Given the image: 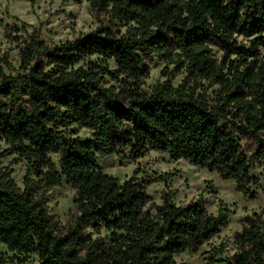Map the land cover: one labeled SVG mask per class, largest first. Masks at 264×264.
<instances>
[{
  "label": "trees",
  "instance_id": "trees-1",
  "mask_svg": "<svg viewBox=\"0 0 264 264\" xmlns=\"http://www.w3.org/2000/svg\"><path fill=\"white\" fill-rule=\"evenodd\" d=\"M87 1L94 29L47 45L23 23L17 70L7 73L0 58V242L20 264H176L226 226L225 208L177 205L163 192L150 210L146 187L163 178L137 172L120 181L98 157L165 152L256 198L264 189L253 173H264V0ZM154 57L164 79L146 91ZM170 64L185 73L176 85ZM9 153L29 165L22 188L2 165ZM62 183L75 191L66 227L46 197ZM226 244L205 264H264V213L243 217L221 260Z\"/></svg>",
  "mask_w": 264,
  "mask_h": 264
},
{
  "label": "rangeland",
  "instance_id": "rangeland-1",
  "mask_svg": "<svg viewBox=\"0 0 264 264\" xmlns=\"http://www.w3.org/2000/svg\"><path fill=\"white\" fill-rule=\"evenodd\" d=\"M23 23L28 32L35 29L39 38L47 45H56L73 39L81 33L94 29L98 24L87 0H0V58L7 57L10 64V67H5L7 73L17 70L19 65L18 44L24 37V32L17 31L16 27H20ZM117 28L124 30L120 25H117ZM214 53L216 56L220 55L216 49ZM106 65L111 70L114 68L111 61ZM164 68L165 63L157 57L146 63L147 74L143 85L146 91H149L157 81L164 79L162 75ZM168 71L172 72L170 79L175 85L180 83L185 75L183 71L174 69L173 64L167 65L165 73ZM78 135L84 139L90 136L85 128H78ZM0 146L2 149L7 148L4 143H0ZM51 156L57 159L56 155L51 154ZM1 162L3 166L9 167L11 177L22 188L29 167L27 162L18 159L13 153L7 154ZM98 163L104 172L117 177L120 181L137 172H139L137 175L139 180L161 176L163 179L156 180L146 187L150 196L147 208L150 210L160 204L163 192L174 193L173 201L177 205L202 199L209 213L217 214L219 207L225 208L224 211L228 213L226 226L205 242L199 250H187L176 255V264H205L212 249L227 242L226 250L218 257L223 260L233 251L232 237L240 231L243 217L253 212L264 213V189L259 190L256 198L250 199L236 190L232 180L221 179L215 172L192 165L185 160H173L165 152L148 151L136 160L117 154L104 155L98 157ZM253 173L258 176L264 188L262 169L256 167ZM74 192L72 186L62 183L50 188L46 194L49 214L63 227L71 222L75 214ZM106 234L105 231L101 232L102 236ZM0 256L6 260V264H20L1 242ZM29 262H36L34 255H31Z\"/></svg>",
  "mask_w": 264,
  "mask_h": 264
}]
</instances>
